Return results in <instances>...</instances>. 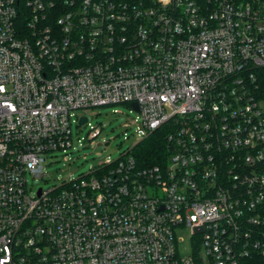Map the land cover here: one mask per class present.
I'll return each mask as SVG.
<instances>
[{
	"label": "built area",
	"instance_id": "1",
	"mask_svg": "<svg viewBox=\"0 0 264 264\" xmlns=\"http://www.w3.org/2000/svg\"><path fill=\"white\" fill-rule=\"evenodd\" d=\"M47 5L0 0V264L264 256V103L251 72L264 67V0H64L55 26ZM133 103L144 138L172 123L165 165L139 170L129 150L30 194L47 155L71 149L73 111ZM180 228L192 256L179 254Z\"/></svg>",
	"mask_w": 264,
	"mask_h": 264
},
{
	"label": "rangeland",
	"instance_id": "2",
	"mask_svg": "<svg viewBox=\"0 0 264 264\" xmlns=\"http://www.w3.org/2000/svg\"><path fill=\"white\" fill-rule=\"evenodd\" d=\"M78 116H86L88 123L79 125ZM72 147L67 154L62 151L49 154L46 158V178L34 179L28 176L30 194L40 188L48 189L60 180L79 179L102 163L113 162L121 158L137 143L144 139L145 130L141 114L129 104L96 107L88 110H76L71 116ZM100 130L97 137L91 139L95 130ZM69 157L71 160H69ZM178 249L181 256H192L195 252V240L190 228L177 230ZM204 259V250L198 252Z\"/></svg>",
	"mask_w": 264,
	"mask_h": 264
},
{
	"label": "trees",
	"instance_id": "3",
	"mask_svg": "<svg viewBox=\"0 0 264 264\" xmlns=\"http://www.w3.org/2000/svg\"><path fill=\"white\" fill-rule=\"evenodd\" d=\"M48 2L45 17L53 26L57 25V19L63 11L64 0H44ZM255 76L254 96L258 101L264 103V67L251 70ZM172 123H167L161 128L149 133L143 140L137 143L131 154L135 160L136 167L146 169L158 165H165L171 153V146L167 141V135L173 128ZM259 255V254H258ZM245 264H264V256H258L244 262Z\"/></svg>",
	"mask_w": 264,
	"mask_h": 264
},
{
	"label": "water",
	"instance_id": "4",
	"mask_svg": "<svg viewBox=\"0 0 264 264\" xmlns=\"http://www.w3.org/2000/svg\"><path fill=\"white\" fill-rule=\"evenodd\" d=\"M132 107H133V109H135L136 111L139 110V108H138V104H137V103H133V104H132ZM87 121H88V118H87V117H82V118L80 119V121H79V125H85V124L87 123Z\"/></svg>",
	"mask_w": 264,
	"mask_h": 264
}]
</instances>
